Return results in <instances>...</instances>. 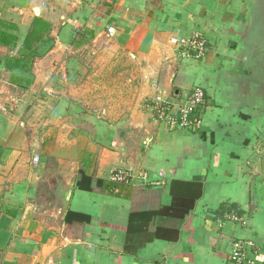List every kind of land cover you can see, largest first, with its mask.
Returning <instances> with one entry per match:
<instances>
[{"label":"crops","instance_id":"1","mask_svg":"<svg viewBox=\"0 0 264 264\" xmlns=\"http://www.w3.org/2000/svg\"><path fill=\"white\" fill-rule=\"evenodd\" d=\"M196 86L198 129L146 108ZM237 242L264 264V0H0V264H230Z\"/></svg>","mask_w":264,"mask_h":264},{"label":"built area","instance_id":"2","mask_svg":"<svg viewBox=\"0 0 264 264\" xmlns=\"http://www.w3.org/2000/svg\"><path fill=\"white\" fill-rule=\"evenodd\" d=\"M109 32L111 34L112 29H109ZM207 42L204 35L195 33L190 39L182 42V53L186 57L199 59L206 53ZM206 107V93L202 86L194 87L186 99L180 103L165 101L160 97H156L146 103V108L153 113L156 120L166 125L170 130L200 128L202 122L201 113ZM33 161L37 163L39 156H34ZM140 176L147 181L146 174H141ZM135 177L133 172L123 168H116L111 173V179L118 183H132ZM232 218L238 220V217L233 216ZM235 246L236 248L229 258L230 264H258L255 258L248 256L241 242L235 243Z\"/></svg>","mask_w":264,"mask_h":264},{"label":"trees","instance_id":"3","mask_svg":"<svg viewBox=\"0 0 264 264\" xmlns=\"http://www.w3.org/2000/svg\"><path fill=\"white\" fill-rule=\"evenodd\" d=\"M50 30V24L42 17H37L32 25L30 32L28 33L24 48H31L32 45L43 38V36ZM83 178L87 176L81 173ZM98 183L103 184V180H98ZM81 185V184H80ZM197 188L194 189L195 193H188L183 195L173 194V203L171 206H165L160 209V213L182 218L194 208L196 198L200 196L201 187L199 184H192ZM83 186V185H82Z\"/></svg>","mask_w":264,"mask_h":264},{"label":"rangeland","instance_id":"4","mask_svg":"<svg viewBox=\"0 0 264 264\" xmlns=\"http://www.w3.org/2000/svg\"><path fill=\"white\" fill-rule=\"evenodd\" d=\"M22 66H24V64H22ZM47 93L48 92L44 88L36 89V91L33 93L34 98H32L35 104L33 103L29 105V108L34 107V110L36 112V118L34 119V122H35L36 127H39L40 129L39 131L44 129V122H45L44 106H45V97L46 95H48Z\"/></svg>","mask_w":264,"mask_h":264}]
</instances>
